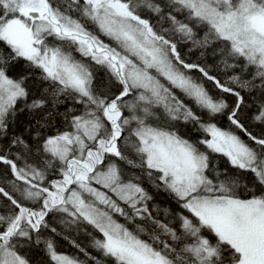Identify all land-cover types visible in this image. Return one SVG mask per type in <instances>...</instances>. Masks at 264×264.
Instances as JSON below:
<instances>
[{
    "label": "snow or ice",
    "instance_id": "obj_1",
    "mask_svg": "<svg viewBox=\"0 0 264 264\" xmlns=\"http://www.w3.org/2000/svg\"><path fill=\"white\" fill-rule=\"evenodd\" d=\"M0 264H264V0H0Z\"/></svg>",
    "mask_w": 264,
    "mask_h": 264
},
{
    "label": "trees",
    "instance_id": "obj_2",
    "mask_svg": "<svg viewBox=\"0 0 264 264\" xmlns=\"http://www.w3.org/2000/svg\"><path fill=\"white\" fill-rule=\"evenodd\" d=\"M193 59H195V57H193ZM212 91H213L214 95L217 94L215 89H213ZM228 99L230 102L231 97H228ZM27 118L28 117H27L26 113H22L20 115L19 119L21 121V125H23V122H25L27 120ZM219 123H220V126L227 127L226 119L220 118ZM253 131L258 132L259 129L255 128V129H253ZM145 186L147 187V185H145ZM149 190L151 191V189H149ZM156 199H157V202L160 203L162 206H167V198H166V195L164 193H160L159 195H157ZM58 251L67 253L69 255L76 254V252H77V250L75 248H73L67 240H59L58 241Z\"/></svg>",
    "mask_w": 264,
    "mask_h": 264
}]
</instances>
